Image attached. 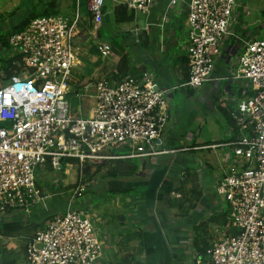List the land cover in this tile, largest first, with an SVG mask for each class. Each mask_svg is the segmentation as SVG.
<instances>
[{"label":"built area","instance_id":"2783aa9c","mask_svg":"<svg viewBox=\"0 0 264 264\" xmlns=\"http://www.w3.org/2000/svg\"><path fill=\"white\" fill-rule=\"evenodd\" d=\"M156 1L125 0L124 5L131 12L147 13ZM166 1L162 26L169 10L182 0ZM103 4L104 0L88 2L96 27L104 19ZM238 6L239 0H189V78L182 88L213 82L223 42L234 35L231 26ZM78 29L79 16L71 20L51 15L36 17L8 36L12 57L20 60L17 71L0 87V228L52 200L37 177L45 164L59 171L61 159L101 163L177 152L162 144L171 121L169 91L161 89L149 72L117 83L98 80L90 96L95 101L90 115L71 116L67 97L78 62L74 49ZM100 51L104 57L112 52L109 46ZM230 80L244 85L239 105L229 111L236 137L203 148L226 149L216 194L229 205L228 220L224 235L207 249L205 260L197 255L196 263L264 264V38L244 41ZM76 97L82 98L79 93ZM88 186L81 181L72 201L82 198ZM172 196L182 197L177 192ZM93 217L96 213L89 209H70L48 219L26 243V264L101 260L104 243L97 237Z\"/></svg>","mask_w":264,"mask_h":264},{"label":"crops","instance_id":"0c3cea01","mask_svg":"<svg viewBox=\"0 0 264 264\" xmlns=\"http://www.w3.org/2000/svg\"><path fill=\"white\" fill-rule=\"evenodd\" d=\"M41 1L0 0V12L10 14L13 20L10 24L6 23L3 26L4 34L0 32V51L9 52L8 45L3 46L2 44L5 43V39L7 41L11 33L23 27L30 15L44 11L51 13V10L56 15H61L63 8L68 5L75 6V18L79 16V29L74 39L78 62L73 69V89L69 95L77 98L76 94L79 93L82 96L77 99L86 103L83 109L86 116L83 118L90 115L95 104L90 96L94 95L93 87L100 79L106 78L112 83H117L132 76V73L141 78L144 73L149 72L161 89L169 91L167 97L171 121L167 126L162 144L165 149L177 152L155 158L131 159L137 160L140 163L139 166L114 161L112 170H108V166H102L101 173H97L88 182L89 189L100 177V180L103 179L102 186L106 185L109 191L124 192L123 210L121 211L123 214L110 215V212L103 221H99L103 224L113 218L117 219L115 221L117 227L107 228L111 237L106 236L105 240L110 241L111 244L107 250L104 244L100 264H197V255H201L212 246L218 239H216L217 233L221 234L220 238L225 233L224 227L219 226L218 223L210 222L207 231L203 225L213 215L223 214L226 217V212L227 214L229 212L228 205L226 210L223 209L221 201L223 198L216 194V185L223 174L220 161L226 149L203 148L228 142L215 138L207 141L202 138L201 130L194 129L192 125L187 127L186 131H181L178 119L176 120L172 114V99L175 97L172 91L182 88L189 78L186 51L188 46L186 18L189 0H182L169 10L168 22L163 26L161 19L167 11L168 1L166 0H157L147 13L133 12L134 20L124 23H116L115 9L119 5H124L125 0H106L103 11L104 19L99 27H96L89 17V0H74L75 2L73 0H46L43 10H41L42 5L39 4ZM249 1L240 0L239 2L231 26V32L234 35L224 40L222 54L217 60L213 73V82L209 83L215 85L217 90L218 103L215 108L227 119L229 131L232 134L235 133V137L234 122L229 111L235 110L239 105L244 85L232 82L230 71L244 41L264 38V36L260 38L262 33H255L244 18L249 16L246 9ZM17 12L20 16L14 19ZM128 23H131L133 27L128 26L120 32L115 30L117 25ZM262 25L264 26V22ZM106 32L111 35L119 34V37L131 44V48L134 49V56L129 55V72L126 77L116 72L117 58L120 53L115 52L114 45L105 38ZM103 46H109L112 50L106 57L102 56L100 51ZM13 59L15 58L11 54L1 60ZM18 64L19 61L16 63V69H18ZM5 77L4 71H1L0 87L4 84ZM186 149L187 151H182ZM105 163L103 162L104 165ZM49 167L54 170L50 164ZM134 168L138 169L135 171ZM193 179H195L194 183ZM182 184L186 190V197L183 199L181 197L179 204L171 207L173 204L171 200L175 199L172 194L177 192ZM195 184H197L196 189L200 196L193 198L191 192L195 189ZM40 185L43 192L54 197L46 205L16 217L15 223L18 222L24 229H30L29 234L15 236L6 245L14 251L22 250L24 247L23 259L17 264H26V243L36 231L45 227L48 219L55 215L65 214L70 209H88L94 204L95 197H90L89 194H84L81 200H75V202L71 198H66L64 196L66 192L75 190L76 187L63 185L62 181L58 182V187L55 184L46 185L43 182ZM138 188H143V192L136 195L135 191Z\"/></svg>","mask_w":264,"mask_h":264},{"label":"rangeland","instance_id":"374dc122","mask_svg":"<svg viewBox=\"0 0 264 264\" xmlns=\"http://www.w3.org/2000/svg\"><path fill=\"white\" fill-rule=\"evenodd\" d=\"M74 1V0H73ZM80 1V0H79ZM38 2V1H37ZM44 2H47L46 0H42L39 4H41V10L45 8ZM75 2V1H74ZM240 2V0H239ZM248 17L245 16V20L248 22L249 25H251L252 30L257 33H262L261 37L264 36V26L262 25L264 22V0H250L246 6ZM37 11H40L37 9ZM51 13H54L53 10L50 11ZM61 15L68 17L69 19L73 20L76 15V9L75 6L68 5L67 7L63 8L61 10ZM20 13L17 12L14 19L19 18ZM12 17L8 13L0 12V32H2L3 26L5 24H10L12 22ZM128 26H132L131 23L123 24V25H117L115 30L121 31L126 29ZM133 27V26H132ZM2 34H4L2 32ZM106 39L110 41L111 44L115 47V52L122 53L123 51L127 50L130 53V56H134V49L131 48V44L126 43L123 41L120 35H111L105 33ZM10 55L11 52L1 50L0 51V60L6 56ZM133 78H138V75L135 73H132ZM172 93H175L174 99H172V114L173 117H176V120L178 119L180 130L186 131L187 127H190L191 125L194 126V129L201 130V136L203 139L207 141H211L212 138L215 139H222L223 141L229 142L230 140L233 141L235 139L234 134L230 133L229 131V124L227 119L220 113L218 109L215 108V105L218 103L217 101V90L216 86L213 84H205L202 87H199L197 89H189V88H178L176 90H173ZM69 104H70V114L73 117H84V108L86 106L85 101L78 100L73 95H69L67 97ZM91 99V98H90ZM129 152L128 149H125L123 153L127 154ZM114 161H107L105 165L103 162L101 163H93V172L96 170L97 164H103V167H107L108 170H112ZM128 164H134L136 166H139V162L137 160H130L126 161ZM102 171V170H101ZM104 171V169H103ZM101 173V172H99ZM37 177L39 182H43L46 185L49 184H55L56 187H58V182L62 181L63 185H66L64 181V177L61 171L58 170H51L49 167V164H45L44 166L40 167L37 171ZM118 179H121L118 177ZM97 180V181H96ZM95 180V182L92 184L91 187L87 190L86 194H89L90 197H95L93 201V207H88L89 211L95 212L96 217H93V223L97 231V237L100 241H102L104 244H106L107 247L111 244L110 241L107 242L105 240V237H111L110 231L107 229L109 226L111 227H117L116 222L117 219L113 218L108 223H99V221H103L108 213L110 215H118L123 214L121 211L123 210V200L124 199V192H118V191H109L105 186H102L103 179L100 180V177H98ZM85 182H90L89 177H84ZM102 182V183H101ZM143 188H138V190L135 191L136 195L141 194L143 191ZM74 195L73 190H69L66 192V195H64L66 198H72ZM82 198L78 199L81 200ZM120 200V202L118 201ZM223 203V209H227L228 203L225 200H221ZM228 205V210H229ZM117 210V211H116ZM227 210V211H228ZM116 211V212H115ZM64 213V212H62ZM229 213V212H228ZM63 215V214H62ZM219 216L223 217V214H219ZM99 219L96 221V219ZM225 219L228 220L227 212ZM43 226V225H41ZM39 227V226H38ZM2 228H0V232L2 233ZM30 229H23L20 232L13 233V237L15 236H21L23 234H29ZM11 235V236H12ZM219 233L216 235V239L220 238ZM7 242L6 239L2 236L0 239V253L2 252L3 263L5 260L10 259V255L5 252V249L8 250V252L11 253V259L16 260L18 263H21L24 253L23 249L15 251L8 246H5L4 244ZM22 244V243H21ZM4 250V251H3ZM95 264H100V260L96 262Z\"/></svg>","mask_w":264,"mask_h":264},{"label":"trees","instance_id":"16d2710c","mask_svg":"<svg viewBox=\"0 0 264 264\" xmlns=\"http://www.w3.org/2000/svg\"><path fill=\"white\" fill-rule=\"evenodd\" d=\"M106 3V0H104V4H103V11H104V5ZM89 13V12H88ZM130 13V14H129ZM51 15H56V13H49V11H44V12H40V13H34L32 15L29 16V18L24 22L23 27L25 28L27 26V24L34 18L36 17H42V16H51ZM115 15H116V23H124V22H132L134 20V13L129 12V10L127 9V7L125 5H119L116 7L115 9ZM127 16V17H126ZM89 17L91 19H93V16L91 13H89ZM22 28L20 30H22ZM19 30V31H20ZM16 31V32H19ZM14 32V33H16ZM13 34V33H11ZM5 39V38H3ZM2 39V40H3ZM8 39V37H7ZM3 46H7L8 42L5 39V43L2 44ZM9 47V46H7ZM129 55L130 53L125 50L122 53H120V55L117 58V69L116 72L117 73H122L124 77H126L128 74V64H129ZM20 60V58L16 57L13 60H0V72L4 71L5 74V79H9L15 72L16 69V63ZM131 77V76H130ZM133 78V77H132ZM134 79H139V78H134ZM121 161L123 164L128 165V163H126V161H130V160H119ZM94 163V162H93ZM60 165L61 168L59 171L62 172L63 177H64V181L67 185H69L70 187H77L79 186V184L81 183V181H84V177H89L90 181L92 180V178L99 172H101L102 170V165L97 164L96 165V170L93 172V164L91 161H84V162H79L77 159H61L60 160ZM134 165V164H133ZM135 171L138 168H134ZM116 170V169H115ZM185 179V178H184ZM193 179V183H194ZM184 184H182L179 189L177 190V193L181 194L182 198L186 197V190L183 187ZM195 189H193V191L191 192V196H193V198L195 197H199L200 194L199 192H197L196 186L197 184L194 185ZM181 199H173L171 200V202H173V204H171V207H175L179 204V202L181 201ZM228 215V214H227ZM210 222L213 223H218L219 226L225 227L226 226V219L225 217H221L219 215H213L211 218H209V221L206 222L203 226V228L206 230L208 228V225L210 224ZM24 228H22V226L18 223V222H14V223H9V224H5L3 225L2 228V236L4 237V239L7 240V242L5 243V246L8 245L9 242H11L12 238H13V233L16 232H20L22 231ZM207 231V230H206ZM12 235V236H11ZM24 249V247H22ZM26 249V246H25ZM4 251V250H3ZM205 251V250H204ZM207 251V250H206ZM5 252H7L10 255V259H7L4 261L3 263V258L4 256L1 255V259H2V264H17V261L14 259H11V253L8 252V250L5 249ZM2 254V252H1ZM202 257L204 258V260L206 259V252L201 253Z\"/></svg>","mask_w":264,"mask_h":264}]
</instances>
